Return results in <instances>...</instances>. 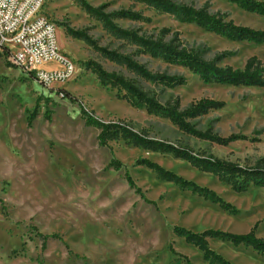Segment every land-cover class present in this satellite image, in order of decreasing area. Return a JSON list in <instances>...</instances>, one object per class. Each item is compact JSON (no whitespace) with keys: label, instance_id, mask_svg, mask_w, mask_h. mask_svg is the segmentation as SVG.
Returning <instances> with one entry per match:
<instances>
[{"label":"rangeland","instance_id":"obj_1","mask_svg":"<svg viewBox=\"0 0 264 264\" xmlns=\"http://www.w3.org/2000/svg\"><path fill=\"white\" fill-rule=\"evenodd\" d=\"M87 1L94 6L110 3L111 9L132 4L131 0ZM181 1L197 7L209 2L212 11L226 12L238 24L264 29V16L248 13L226 0ZM135 9L143 10L152 22L130 23L121 19L118 23L124 27L142 25L149 32L157 33L163 28L178 32L187 47L200 51L207 59L224 51L233 52L221 65L242 68L253 55L264 61V44L229 41L140 3ZM43 13L56 24L60 48L77 65V70L69 80L45 87L0 53V264H187L184 256L193 264H208L202 251L174 233L175 226L194 232L216 229L242 234L257 225L256 235L264 238L263 188L236 193L213 175L173 154L136 148L123 140L101 147L97 140L100 130L85 124L80 108L82 103L104 121H132L137 130L188 146L196 153L254 165L264 163V88L204 84L187 69L138 56L136 59L147 63L151 70L187 78V84L174 88L148 83L95 52L84 41L66 34L65 24L76 29L88 28L101 45L132 51L129 45L105 31L75 0H46ZM88 59L100 62L109 71L138 79L144 89L156 93L163 103L171 95L179 96L182 106L204 97L226 101L225 108L197 120V127L211 128L223 137L236 134L246 139L221 145L181 132L169 120L149 114L145 108H135L116 90L101 86L84 67ZM42 67L54 69L57 65L49 63ZM62 90L78 102L63 97ZM38 99V115L29 124L28 116ZM48 109L52 113L50 120L44 116ZM113 158L120 160L123 168H109ZM139 158H148L213 189L239 213L231 214L161 179L137 164ZM126 173L140 193L130 187ZM37 233L56 234L61 239L49 238L43 248ZM210 247L233 264H264V256L251 247H236L218 239H211Z\"/></svg>","mask_w":264,"mask_h":264},{"label":"trees","instance_id":"obj_2","mask_svg":"<svg viewBox=\"0 0 264 264\" xmlns=\"http://www.w3.org/2000/svg\"><path fill=\"white\" fill-rule=\"evenodd\" d=\"M79 6L91 17L100 22L103 29L111 36L127 44L132 48L130 52H123L119 48H110L101 45L94 36L89 34L88 28L76 29L65 24L67 35L84 41L95 52L106 59L121 66L137 75L138 78L154 85L174 88L187 84V78L180 74H169L159 70H151L147 63L141 62L136 57L141 56L150 61H159L166 66H175L187 69L196 75L204 84H230L235 86H253L264 88V61L257 55L249 57L242 68L231 65H221V62L232 56L231 51L217 53L213 58H205L200 51L187 47L180 33L172 32L163 28L156 32H149L138 27L121 26L118 20H128L130 23H150L152 18L146 16L143 10L135 9L137 3L143 4L148 9H153L160 14L173 15L181 21L193 24L201 29L234 42H249L257 45L264 44V29H256L250 26L238 24L229 14L223 11H212L209 2L197 7L181 0H131L128 7L111 9L110 3L99 6L90 4L87 0H75ZM240 9L264 16V0H226ZM1 53V52H0ZM3 55L9 56L8 50ZM1 56V54H0ZM85 69L92 72L100 85L111 90H116L131 106L145 108L149 114H155L169 120L178 129L188 135L207 140L221 145H228L240 139H246L243 135L232 134L223 137L214 133L211 128L201 130L196 121L212 111L225 108L226 101L204 97L191 102L188 106H182L179 96L171 97L163 103L156 93L144 89L138 79L127 77L118 71H109L94 59L84 62ZM62 96L71 102H78L68 91L62 90ZM38 99L36 107L28 116L31 124L38 115ZM81 112L87 126L96 127L100 130L97 140L101 147H110L111 141L123 140L126 144L151 152L170 153L177 159L189 163L201 172L213 175L219 181L228 185L236 193H245L251 188L264 189V163L245 165L233 161L217 158L211 154L196 153L188 146L152 137L146 130H137L132 121L109 120L104 121L94 115L81 103ZM51 119V110L44 115ZM137 164L155 172L161 179L178 185L183 190L203 197L205 200L219 205L223 210L231 214H238L239 210L231 203L225 201L216 191L206 186H201L192 180H188L172 170L166 169L161 164L148 158H139ZM120 160L113 158L109 168L120 170L123 168ZM126 179L130 187L138 188L130 176L126 173ZM255 225L247 233L237 234L228 231L206 229L194 232L182 226H175L174 233L185 239L186 243L193 245L203 253V258L208 264H233L220 253L210 247L211 239L226 241L234 246L251 247L254 251L264 256V238L256 235ZM43 240V248L49 238H60L59 235H44L37 233ZM174 251V249H171ZM175 252V251H174ZM187 264H193L187 256H184Z\"/></svg>","mask_w":264,"mask_h":264},{"label":"built area","instance_id":"obj_3","mask_svg":"<svg viewBox=\"0 0 264 264\" xmlns=\"http://www.w3.org/2000/svg\"><path fill=\"white\" fill-rule=\"evenodd\" d=\"M45 2L0 0V47L8 50V57L20 70L41 85L54 87L72 78L77 65L61 50L57 26L43 13ZM49 63L57 67H42Z\"/></svg>","mask_w":264,"mask_h":264},{"label":"crops","instance_id":"obj_4","mask_svg":"<svg viewBox=\"0 0 264 264\" xmlns=\"http://www.w3.org/2000/svg\"><path fill=\"white\" fill-rule=\"evenodd\" d=\"M56 65V64H55Z\"/></svg>","mask_w":264,"mask_h":264}]
</instances>
